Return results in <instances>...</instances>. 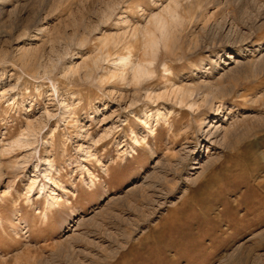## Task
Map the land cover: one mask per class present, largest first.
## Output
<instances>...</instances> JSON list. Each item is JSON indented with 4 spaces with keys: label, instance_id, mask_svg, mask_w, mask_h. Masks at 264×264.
Wrapping results in <instances>:
<instances>
[{
    "label": "rangeland",
    "instance_id": "rangeland-1",
    "mask_svg": "<svg viewBox=\"0 0 264 264\" xmlns=\"http://www.w3.org/2000/svg\"><path fill=\"white\" fill-rule=\"evenodd\" d=\"M0 264H264V0H0Z\"/></svg>",
    "mask_w": 264,
    "mask_h": 264
},
{
    "label": "bare ground",
    "instance_id": "bare-ground-1",
    "mask_svg": "<svg viewBox=\"0 0 264 264\" xmlns=\"http://www.w3.org/2000/svg\"><path fill=\"white\" fill-rule=\"evenodd\" d=\"M169 17L171 18H176L178 15L176 14L177 10L171 9V10H167ZM175 20V19H174ZM154 29L159 33L160 37L163 39L162 41H164L166 39V37H168V20H166L163 16L161 15H155L154 16ZM147 33V32H146ZM160 37L157 35H155L154 31H149L148 35H147V40H146V46L149 47L153 52L156 53V51L158 52L157 48H158V43L160 42ZM165 42V41H164ZM160 44V43H159ZM166 45V43H165ZM145 46V47H146ZM146 47V48H147ZM147 48V50L149 49ZM151 52V51H150ZM154 53V54H155ZM156 56V55H155ZM121 62H123L125 60V58H119ZM119 61V62H120ZM150 64V63H148ZM132 72H133V78L137 81L140 80L141 77L146 76L149 73V69H148V65L146 66L145 64L142 63H138L136 65L132 64ZM174 93V97H177L179 95V101L183 102L186 101V99H188V97L190 95H192V90L191 89H187L185 87L183 88H178ZM259 126V125H258ZM213 128V127H212ZM258 128V127H257ZM248 129V128H247ZM210 130V131H209ZM217 129H214L213 132H215ZM247 131V130H246ZM211 129H208V134L212 135ZM245 132V131H244ZM247 133V132H246ZM245 134V133H244ZM33 135V134H32ZM19 141V140H18Z\"/></svg>",
    "mask_w": 264,
    "mask_h": 264
}]
</instances>
